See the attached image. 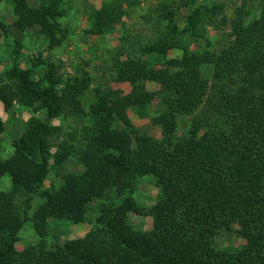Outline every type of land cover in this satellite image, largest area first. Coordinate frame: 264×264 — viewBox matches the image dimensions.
<instances>
[{"label":"trees","instance_id":"trees-1","mask_svg":"<svg viewBox=\"0 0 264 264\" xmlns=\"http://www.w3.org/2000/svg\"><path fill=\"white\" fill-rule=\"evenodd\" d=\"M155 2L147 24L158 27L157 35L126 36L112 54L111 76L129 83L131 91L96 90L91 124L80 129L76 143L60 146L58 158L51 154L55 129L34 117L14 141L13 155L0 157V178L10 177L14 191L0 192V264H264V0H249L231 16L223 5L211 6L213 0ZM64 5L65 0H39L35 6L15 0V22L8 26L0 20V42L13 27L36 29L51 49L61 46L58 19ZM123 5L105 0L91 14L89 33L112 32ZM184 8L194 10L183 26L178 18ZM219 25L230 31L220 52L209 42L204 50L192 49L193 41ZM175 51L181 57L169 58ZM19 55L18 48L10 52L13 66L0 84L5 110L14 104L38 108L49 120L87 115V73L67 79L59 91L52 78L36 80L33 69L21 68ZM206 66L212 67L210 77ZM148 84L157 89L150 91ZM153 107L149 115L160 137L140 132L128 114L131 109L148 114ZM185 118L189 125L181 132ZM72 155L83 173L64 174L59 189L44 193L32 220L39 243L18 251L32 195ZM147 176L156 180L159 194L143 208L124 196ZM19 191L30 194L22 208L15 196ZM114 191L122 202H108ZM96 202L99 215L83 238L47 243L51 221L85 223ZM131 214L151 218L152 227L135 229ZM231 230L245 244L235 253L217 250L218 235Z\"/></svg>","mask_w":264,"mask_h":264},{"label":"rangeland","instance_id":"rangeland-1","mask_svg":"<svg viewBox=\"0 0 264 264\" xmlns=\"http://www.w3.org/2000/svg\"><path fill=\"white\" fill-rule=\"evenodd\" d=\"M104 1L65 0L63 6L65 13L58 19L63 29L61 36L63 42L61 46L54 49L49 47L48 39L40 35L36 29L20 32L11 27L10 34L1 39L0 84L5 78L3 77L4 73L13 66L9 54L17 48L20 50L19 64L21 68L33 69V76L36 80L46 77L52 78L59 91L62 90L63 83L67 79L81 77L84 73H87L91 78L90 90L83 97V106L87 115L78 119L61 116L55 120H49L45 110L27 108L18 104H14L7 111L0 102V124L3 127V131L0 133V157L2 159H8L13 155L14 141L23 135L32 117L55 129L51 138L53 145L51 154L53 159L58 158L63 152L60 146L69 147L74 144L76 137L81 139L80 129L91 124L90 107L96 101V90L105 92L120 90L125 93L131 91L129 83L117 81L111 76L112 54L118 48L120 40L126 36H140L147 40L157 35L158 27L154 23L147 24V17L150 10L156 6V2L155 0H122L125 12L115 16V29L103 36L92 35L89 33L93 26L91 14L98 10ZM247 1L249 0H213L211 6L214 3L223 5L225 14L231 16L234 9L250 3ZM38 2L39 0H30L34 6L38 5ZM14 5L15 0H3L0 3V20L8 26H13L15 22ZM193 10V8L181 10L178 18L181 25H185V19ZM218 28H208L204 38L191 43L192 49L204 50L209 42L215 51L220 52L228 43L230 31L220 25ZM17 42H19V46H17ZM181 55V51H175L169 55V58H179ZM151 61L154 59L152 58ZM203 70L207 77L212 75L211 66H206ZM148 89L155 91L157 88L148 84ZM154 108L148 114H139L135 109L129 110L128 114L140 132L152 137H160V128L151 123L150 115H152ZM188 125V119L181 120L180 131L185 132ZM83 171L81 163L72 155L66 159L61 168L54 167L49 172L38 193L32 195V207L28 212V221L16 244L18 251H24L29 246H36L39 243V237L33 227L32 220L35 212L45 202L44 193L48 190L59 189L63 184L62 176L64 174L79 175ZM0 192H14L10 177L0 178ZM158 194L159 189L156 180L147 176L138 178L131 189L127 190L124 198L131 197L139 206L148 208L157 200ZM15 196H17V203L22 208L30 194L19 191L16 192ZM122 200L123 197L114 191L109 196L108 202H122ZM98 215V202H96L88 208L87 222L85 223L74 225L65 220L51 221L47 225V243L63 245L67 241L83 238L90 231L91 223L95 221ZM129 220L133 227L138 230H149L152 227V220L147 216L131 214ZM244 244L245 241L237 235L235 230L222 231L215 240L217 250L230 253L237 252Z\"/></svg>","mask_w":264,"mask_h":264}]
</instances>
